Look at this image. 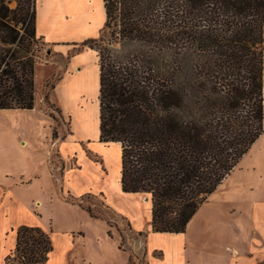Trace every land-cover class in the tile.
<instances>
[{"label": "trees", "instance_id": "trees-1", "mask_svg": "<svg viewBox=\"0 0 264 264\" xmlns=\"http://www.w3.org/2000/svg\"><path fill=\"white\" fill-rule=\"evenodd\" d=\"M9 1L0 0V110H31L35 0ZM102 1L109 44L140 50L117 61L93 45L100 37L82 43L98 51V141L120 144L121 190L148 195L152 232L183 233L263 133L264 0ZM184 52L195 60L179 83ZM50 250L39 227L19 226L7 261L42 264Z\"/></svg>", "mask_w": 264, "mask_h": 264}, {"label": "rangeland", "instance_id": "rangeland-1", "mask_svg": "<svg viewBox=\"0 0 264 264\" xmlns=\"http://www.w3.org/2000/svg\"><path fill=\"white\" fill-rule=\"evenodd\" d=\"M32 4L30 1L29 13L32 11ZM7 6L14 9L17 2L10 0ZM82 6L83 10L80 11L84 13L76 15L82 21L81 26L85 23V15L95 16L92 11L97 10V17L91 23L93 26L100 18L99 0H84ZM99 37L102 40L93 45L107 47L112 58L117 61L125 60L130 53L140 50L136 44L110 45V37L106 32ZM99 37L95 40H99ZM262 37L264 39V26ZM82 47L87 46L75 47L72 52ZM34 50L37 52V60L33 108L0 110V234L12 222H23L47 231L56 245L48 264H148L147 250L153 247L157 248L151 252L154 259L162 260L165 255L163 263L159 264H169L167 260L170 259V254L171 264H230L243 261L261 264L264 259V237L258 229L252 228L247 219L255 208L246 210L248 214L243 209L239 210L241 225L237 235L229 231L228 222L224 227L219 224L217 226L215 216L218 208L225 207L229 201L224 199L223 193L237 190L239 178L246 172L250 176L246 170H251V165H259L264 159L261 155L264 138L253 144L239 163V168L224 182L221 192L212 195L199 215L193 219L183 237L185 253L179 256L183 248L182 239L172 242L162 235L152 237L147 242V234L135 232L129 220L108 209L99 194L89 192L75 196L74 194L86 188L99 186L104 179L97 172L98 168H89L81 161L77 164L72 153L68 155V159L71 167H77V173L63 175L62 178L64 185L69 187L70 194L61 186L64 168L61 154L64 153L66 157L69 149L74 150V153L81 151L89 160L103 162L104 167L110 170L106 176V197L111 203L120 209L123 207L122 202L127 199H119L109 190L115 183V169L118 168L119 159L114 147L98 146V89L91 87L92 77L90 85L87 81V75H93L94 69L87 70V75L83 72L80 79H73L69 87H62L60 92L50 97L52 90L49 86L55 85L57 78L65 71L69 55L65 57L56 53L42 39H36ZM163 58L167 56L164 55ZM176 60L183 69L181 73H177V81L181 83L183 76L190 78L195 57L190 52H184ZM262 60L264 63V53ZM44 94L48 96V103ZM262 97L264 105V71ZM56 101L60 103L59 106ZM49 112L55 119L49 116ZM60 140L65 141L64 147L56 144ZM252 173L258 175L264 171L260 168ZM253 197H256L255 206L262 207L264 192H259L258 195L254 193ZM246 201L244 204L249 206ZM87 210L95 218L90 217ZM66 233H73L68 246L62 235L65 236ZM0 247H6V243Z\"/></svg>", "mask_w": 264, "mask_h": 264}, {"label": "crops", "instance_id": "crops-1", "mask_svg": "<svg viewBox=\"0 0 264 264\" xmlns=\"http://www.w3.org/2000/svg\"><path fill=\"white\" fill-rule=\"evenodd\" d=\"M83 1L84 0H35V31L38 37H40L45 44L50 46L56 53H59L62 56L68 57V63L66 66V69L64 72L61 73V76L59 77V80L56 81L54 88L52 89L50 97H54L56 93L60 92L62 87H69L71 85V81L73 79H80L82 73L84 72L86 75L88 74L86 71L90 70L91 68L94 69L93 75H87V81L90 85L91 83V77H92V88H99V70H98V53L95 49L90 47H82L80 50L72 52L73 48L80 47L82 43L85 40L89 39H96L101 34V29L105 20V14H104V8H103V1L99 0V15L100 18L93 23V26L91 25L92 21L96 19L97 17V10H94L95 16H90L88 13V17L85 15L84 25L81 26L82 21L80 22L79 19L76 18V15H81L84 13L80 10H83ZM78 8V9H76ZM79 13H78V12ZM83 16V15H82ZM81 19V18H80ZM92 26V27H90ZM80 58L82 61H80ZM93 63V65H91ZM264 64V63H263ZM264 71V70H263ZM64 102V101H63ZM56 104L59 106L60 103L56 101ZM62 106V105H61ZM60 110V109H59ZM61 111V110H60ZM63 112L61 111V114ZM263 113H264V105H263ZM65 116V115H64ZM66 118V117H64ZM264 138V114H263V133L260 135V137L256 140V142L260 139ZM67 142V141H66ZM254 143V145L256 144ZM56 144L58 146L64 147L65 141H58ZM252 145V146H254ZM57 146V147H58ZM98 146L109 148L114 147L117 152V156L119 159L118 168L115 169L116 175H115V183L113 187L109 190L113 191V194L117 196L119 199L126 198L123 203V207L118 209L116 206H114L110 199L107 196L108 189L107 187V179L106 176L108 175V172L110 170H107V168L104 167L103 162L99 163L96 161L89 160L84 153L81 151H78L74 153L73 151H69L66 153V157H64V153L61 154V159L64 164L63 173L61 175V186L67 189L66 191L70 194V189L67 185H64L63 183V175H67L70 173H77L75 168L77 167H71L70 160L68 159V155L70 153L74 154L76 157V163L84 162L89 168H98V171L100 175H102L101 178L104 179V181L101 182V184L94 188H86L82 192L74 194L75 196H81L85 193H97L100 195V197L103 199V202L105 206L110 209L112 212L115 213V215H121L123 217H126L131 226L132 229L137 233H146L147 234V242L152 237H158V236H166L169 241H176L182 239L185 237L187 230L189 229V225L193 221V219L199 215L200 211L204 208V204L208 202V199L212 195L219 194L221 191V187L223 186L224 182L229 180L232 174H234L235 170L239 168V163L243 158L246 156V154L249 152V150L244 154V156L241 158V160L238 162V164L234 167V169L230 172V174L222 181V183L218 186V188L210 194L208 199L200 206V208L196 211L194 216L190 219L188 222L186 229L183 233L179 234H167V233H153L151 230L150 225V210H151V203L148 198V195L145 194H132V193H125L121 190L120 186V144L119 143H107L102 144L98 141ZM251 146V147H252ZM93 145L90 146L92 148ZM250 147V148H251ZM64 152V151H63ZM262 156H264V149L263 152H261ZM77 166V165H76ZM262 169L264 171V159L261 161L259 165H251V170L249 171V175L246 174L242 175L239 178V182H237V190L234 189L233 191L228 190V192L223 193L224 199L229 200L226 202V206H221L217 210V215L215 216V221L217 226H225L228 222L230 224V230L233 235H237L238 230L240 229L241 225V219L238 216L239 210L243 209L245 214H248L246 210H250L251 207L255 208L254 211L248 215L247 218L249 221V224L254 228L255 230H259L260 234L264 237V204L262 207H257L256 202H254L256 197H253L254 193L259 194V192H264V173H258V175H254L252 172L254 170ZM102 173V174H101ZM256 191V192H254ZM259 191V192H258ZM251 192H254L251 194ZM242 194V195H241ZM258 199H260L258 197ZM248 201L247 206L244 204L245 201ZM264 200V199H263ZM246 201V202H247ZM228 216V217H227ZM220 219H222V222H220ZM227 224V225H228ZM28 226L25 225L23 222L19 224H14V222L10 223L8 226L4 228V232L0 234V246L6 243V247L2 248L0 247V264H11L7 261V257L11 255V253L15 249L16 245V229L19 226ZM29 227H37V226H29ZM257 227V228H256ZM259 227V228H258ZM49 238L51 250L47 253V258L44 263L42 264H48L51 261V257L54 253V250L56 248V245L54 244L53 238L50 235V233H47V231L40 228ZM73 233H66L65 236L63 235V238H65V242H67L66 246L71 244V239ZM237 237V236H236ZM64 240V239H63ZM183 248L181 249V252L179 253V256L184 255L185 253V243L182 242ZM157 249L156 247H153L152 249L147 250L146 259H148V264L151 263H163L162 260L154 259L152 257L151 252ZM66 251V249H64ZM176 253V252H175ZM172 255L170 254V259L167 260V263L171 264ZM261 264H264V259L261 260ZM251 264L248 262H238V263H230V264Z\"/></svg>", "mask_w": 264, "mask_h": 264}, {"label": "bare ground", "instance_id": "bare-ground-1", "mask_svg": "<svg viewBox=\"0 0 264 264\" xmlns=\"http://www.w3.org/2000/svg\"><path fill=\"white\" fill-rule=\"evenodd\" d=\"M92 12H94V11H92Z\"/></svg>", "mask_w": 264, "mask_h": 264}]
</instances>
